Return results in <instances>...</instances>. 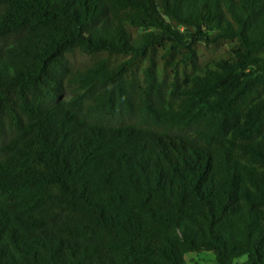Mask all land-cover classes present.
<instances>
[{"label":"trees","instance_id":"1","mask_svg":"<svg viewBox=\"0 0 264 264\" xmlns=\"http://www.w3.org/2000/svg\"><path fill=\"white\" fill-rule=\"evenodd\" d=\"M7 134L0 264H264V0H0Z\"/></svg>","mask_w":264,"mask_h":264},{"label":"rangeland","instance_id":"2","mask_svg":"<svg viewBox=\"0 0 264 264\" xmlns=\"http://www.w3.org/2000/svg\"><path fill=\"white\" fill-rule=\"evenodd\" d=\"M83 62H84V57L76 56L72 58L73 66H79ZM6 138H8V134L0 139V143L4 141ZM184 260L187 264H215L213 260V256L210 253H204L200 255L197 254L187 255L185 256Z\"/></svg>","mask_w":264,"mask_h":264}]
</instances>
